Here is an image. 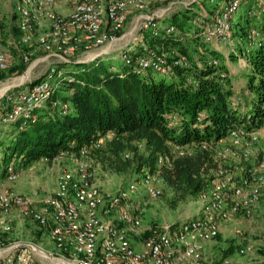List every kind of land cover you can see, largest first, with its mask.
<instances>
[{"label": "built area", "instance_id": "2783aa9c", "mask_svg": "<svg viewBox=\"0 0 264 264\" xmlns=\"http://www.w3.org/2000/svg\"><path fill=\"white\" fill-rule=\"evenodd\" d=\"M153 1L168 3L165 8L143 12ZM195 1L198 2L17 0L18 42L25 46L38 45L45 56L54 58L55 62H69L73 57L84 61L82 55L122 36L118 32L122 31L133 11L138 13L140 28L150 29L156 35L158 19L166 10L172 9L176 2L189 5ZM207 1L214 6L211 9L200 6L197 22L204 41L213 44L231 42L232 20L241 5L249 4L248 12L252 14L255 5L260 12H264V0ZM60 2L68 5V12L57 10ZM174 29V26L169 27V30ZM248 37L258 45L261 34L257 28H252ZM143 49L147 54L138 59L143 69L152 68L167 74L176 66H188L186 56L178 52L155 54L146 45ZM20 50L23 60L28 61L29 52ZM55 62L50 64L39 81H31L27 88L6 94L5 101H0V128L19 120L24 123L35 120L34 110L47 102L59 104L53 97V81L63 71L57 68ZM11 63L10 54L0 51V70L9 68ZM213 63L217 64V60H213ZM258 133L259 130L238 128L230 135L244 137L245 142L237 140L235 143L248 146L257 140ZM105 140L103 138L95 145L83 147L77 156L68 155L76 158L74 165L61 170L54 193L38 202L34 197L0 183V264H212L204 256V243L218 236L222 221L232 216L251 217L262 199L264 148L260 151L261 161L251 163L242 174H237L230 166L219 164L215 178L198 196L201 202L198 215L176 223L175 228L171 224L150 229L143 243L137 247L133 239L143 225V214L140 204L133 203V195L143 187L147 195L156 198L161 188L155 183V174L143 173L126 186L104 195L90 152ZM228 151L226 147L220 151V155L225 156ZM246 154L248 156L249 150ZM64 156L67 155L61 153L56 159ZM17 177L18 173L10 164L7 181L12 182ZM15 209L22 219L35 222L47 233L53 244L52 249L33 242L9 241L6 234L11 227L6 218ZM250 250L252 246L249 244L239 248L241 254ZM224 264L233 263L225 259Z\"/></svg>", "mask_w": 264, "mask_h": 264}, {"label": "trees", "instance_id": "16d2710c", "mask_svg": "<svg viewBox=\"0 0 264 264\" xmlns=\"http://www.w3.org/2000/svg\"><path fill=\"white\" fill-rule=\"evenodd\" d=\"M194 4L199 6L195 1L162 18L166 25H159L156 35L144 29L143 43L121 53L124 63L120 67L104 57L92 61L73 57L56 65L63 71L53 81V97L59 104L47 102L34 110L35 120L3 126L11 128L0 134V180L7 179L10 164L18 173V167L39 160L53 162L61 153L77 156L83 147L106 138L90 152L105 170L157 174L172 190L174 203L198 197L221 164L220 141L238 128L256 131L264 127V21L251 27L252 14L247 12L238 22L236 32L248 42L240 52L246 58L245 84L235 92L220 51L205 50L200 43L199 12ZM254 9L260 13L257 5ZM170 26L175 29L169 30ZM252 28L261 34L258 45L248 37ZM185 40L201 45L205 51L201 47L199 51L208 54L195 60ZM144 45L155 54L178 52L186 56L188 66H176L167 74L143 69L138 59L147 54ZM233 52L232 59L237 60L240 54ZM26 68L27 61L21 58L0 70V81ZM251 163L240 165L241 174Z\"/></svg>", "mask_w": 264, "mask_h": 264}, {"label": "rangeland", "instance_id": "374dc122", "mask_svg": "<svg viewBox=\"0 0 264 264\" xmlns=\"http://www.w3.org/2000/svg\"><path fill=\"white\" fill-rule=\"evenodd\" d=\"M16 2L17 0H0V51H6L10 54L11 52H14L16 57L15 61L18 62L22 58L20 49H24L29 52L30 60L27 61V68L22 73L12 74L11 76L0 82V90L6 88L4 92L0 94V101L2 99V96L6 95L8 91L15 87L22 86V82H28V80L35 81L42 78L46 69L50 66V63L47 60L42 59V55H44V52L40 47L39 50L35 48L36 44L24 47V45L18 42V20L15 16ZM198 2L200 3L199 6L194 4V9L196 10H199V8L201 10L200 5L202 4L203 6H205L204 4H206L205 7H208L210 9L214 6V4L210 3L207 0H198ZM191 4L186 5L182 2H176L172 9L166 10L165 12L163 11L164 14L158 19L159 25H166V23L163 22L162 18L168 17L175 11L183 8L185 5L190 6ZM166 5L167 4L165 3H158L153 1L150 7L143 12H152L159 8H165ZM249 7V4H243L236 12L232 20L233 31L231 42L226 44L219 42L214 43L219 44V46L221 47L220 53L222 54V61L228 64L229 69L233 71V75H235V78H237L232 79L235 92H239L245 84V71L243 72V70H245V67L243 65L246 62V58L243 54H240V52L241 48L245 49L247 47L248 42L247 40L241 38V33H237L236 28L241 17L245 16V14L248 12ZM250 14H252V12ZM263 21L264 14L254 11V13L251 15V27H257ZM121 34L122 36H120V38H118L114 43L111 44L108 53L100 54L96 58L85 61H92L94 59L104 57V59L108 62H112L117 67H120L124 63L123 57L121 55V53L125 51L124 45H126V43H128L129 41H132L133 38H139V36L141 38V36L143 35V29L140 28V20L138 19V14H136L133 18H128ZM199 40L200 43H203L205 45V50L214 49L215 45L213 43L205 42L202 36L199 38ZM185 42V44L188 46L190 55H192L195 60H197L198 55L204 56V54H208L201 53V51H205L201 45L197 47V45L192 42L190 43L187 40H185ZM105 46H103L102 48H105ZM200 47L202 50L200 49ZM233 50L237 53L239 52L240 54V57H238L237 60L232 59L230 53L233 52ZM209 58H211V56H209ZM55 63V65H58L61 62ZM164 78H166V80H169V76H164ZM10 128L11 127H7L6 129L1 128L0 134L4 135V131L8 132ZM259 132L260 133H258L257 135V140L255 139V141L248 146L246 144L239 145L235 143L237 140H243V142H245V139L242 136L229 135L226 139L221 140L220 145H222L218 149L219 156L221 157L220 165H229L236 172L240 171L241 166L244 167L249 162L255 164L259 163L261 161L260 151L262 148H264V127L259 129ZM2 137L3 140L6 141L7 138L4 136ZM226 147L229 148V151L225 154V156L220 155V151H222ZM185 148L191 150V148L189 147ZM247 150H249L248 156L246 154ZM75 159L76 158H72L71 156H64V158L55 159L53 162L39 160L37 162H34L30 166L18 167V177L16 178V180L8 182L7 179H4V183H6L5 185L10 186L11 188L20 185L25 186V190L22 191V194L34 197L38 202L44 198L43 195L49 194V192H51V188L56 186V182L61 170L74 165ZM90 159L93 167L96 169L98 183L104 195L107 193L115 192L120 187L126 186L131 180L137 177V174H133V172L115 173L107 171L93 157L90 156ZM30 181L32 182V184L30 183ZM155 183L159 186V188H161V193L156 198H152L147 195L145 192V188L143 187H140L139 190L133 195L135 196L133 197V203L140 204V208H142L143 214V225L141 226L138 233L134 234L136 235L134 238L137 247H140V245L143 243V240L150 229L163 228L166 225L175 224V222L180 220L181 221L179 223H181L194 216H197V211L198 213L200 211L201 202L199 201L198 197H192L186 201L174 203L172 190H170L165 185V183L162 181V179L159 178L157 174H155ZM172 202L174 204H172ZM232 218L233 220L227 222L226 224L225 235L221 237L224 247L223 249L221 247L219 248L217 253L218 261L215 260V262L217 264L220 263L221 261L231 256L235 251H238L240 247L249 244L252 246V250L249 251V254L248 252L245 254H241L238 251L240 257L244 258L246 254L247 256H257L260 262L259 264H264V252L262 251L264 246V193L260 203L258 204L257 208H255L251 217L232 216L230 219ZM234 218L236 219L234 220ZM6 219L11 227L10 232L6 234V237L9 239V241H19L23 243L33 242L43 247H47L48 249L53 248L52 241L48 237L47 233L42 230L35 222L22 219L16 209L13 211V215L10 218ZM243 238L245 242L242 243L241 239Z\"/></svg>", "mask_w": 264, "mask_h": 264}, {"label": "crops", "instance_id": "0c3cea01", "mask_svg": "<svg viewBox=\"0 0 264 264\" xmlns=\"http://www.w3.org/2000/svg\"><path fill=\"white\" fill-rule=\"evenodd\" d=\"M57 10L58 11H61V12H68L69 11V8H68V5L65 3V2H60L58 5H57ZM136 14H138L136 11H133L131 14H130V16L129 17H131V18H133ZM161 26V25H160ZM138 37H135V38H133L132 39V41H129L128 43H126V45H124L125 47V49L124 50H131V49H133L137 44H142L143 43V41H141V38H140V36H139V38L137 39ZM137 39V40H136ZM115 41H113V42H111V43H109V44H107L106 46H105V48H102V47H100V48H97V49H93L91 52H89L88 54H86V55H82V59L85 61V60H91L92 58H96L98 55H100V54H105V53H108L109 52V50H110V47H111V44L112 43H114ZM215 45V48H217L219 51H221V47L219 46V44H214ZM17 47V46H16ZM24 47H26L25 45H24ZM35 48H37L38 50L40 49L39 48V46L38 45H36L35 46ZM43 51V50H42ZM44 52V51H43ZM10 54V53H9ZM79 55V54H78ZM43 57H42V59L43 60H47L50 64L51 63H53V62H55L56 60L54 59V58H50V57H46L45 56V53H44V55H42ZM46 57V58H45ZM10 59H11V61H12V63H11V66L12 65H14V64H16V62L17 61H15L16 60V57H15V54H14V52H11V54H10ZM38 59V58H37ZM19 60V59H18ZM41 60V59H40ZM49 64V65H50ZM10 66V67H11ZM245 70H243V72H244ZM230 73H231V76H232V79H237V78H235V75H233V71L230 69ZM9 77V76H8ZM6 79V78H5ZM1 81H3V80H1ZM0 81V82H1ZM31 81L32 80H28V82H22V86H20L21 88H27L28 87V85H29V83H31ZM26 83V84H25ZM1 128H4L3 126L1 127ZM237 172V174H240L241 173V171H236ZM6 182V181H5ZM0 183L1 184H6V183H4V180H0ZM30 183L32 184V182L30 181ZM101 183V182H100ZM26 185V184H25ZM43 186V185H42ZM25 186H16V187H14L13 189L14 190H16V191H18V192H20V193H22V191H24L25 190V188H24ZM47 189V188H46ZM55 189H56V186L55 187H53V188H51V192H49V194H53L54 193V191H55ZM41 192H42V190H41ZM49 194H45V195H43V197H45V196H48ZM197 214H198V211H197ZM13 215V212L10 214V215H8L7 216V218H10L11 216ZM236 218H234V220H235ZM231 220H233V218L232 219H228V220H224V221H222V223H221V227H220V233H219V235H218V237H216V238H214V239H212V240H210V241H207V242H205L204 243V256H205V258L208 260V261H210L212 264H217L216 262H215V260L216 261H218V258H217V253H218V250H219V248L221 247L222 249H223V240L221 239V237L223 236V235H225V227H226V224H227V222H230ZM181 221V220H180ZM180 221H177V222H175V223H179ZM133 241H134V243H135V238L133 239ZM219 241H221V242H219ZM241 242L243 243V242H245L244 241V238L243 239H241ZM136 245V244H135ZM137 246V245H136ZM239 251V250H238ZM238 251H235L231 256H229L227 259H229L232 263H239V264H259L260 262H259V259L257 258V256H253V255H250V256H247V254H246V256L244 257V258H241L240 257V254L238 253ZM248 254H249V252H248ZM218 264H224V260L223 261H221L220 263H218Z\"/></svg>", "mask_w": 264, "mask_h": 264}, {"label": "bare ground", "instance_id": "6f19581e", "mask_svg": "<svg viewBox=\"0 0 264 264\" xmlns=\"http://www.w3.org/2000/svg\"><path fill=\"white\" fill-rule=\"evenodd\" d=\"M8 87V86H7ZM6 88H3L2 90H0V94L2 93V92H4V90H5Z\"/></svg>", "mask_w": 264, "mask_h": 264}]
</instances>
